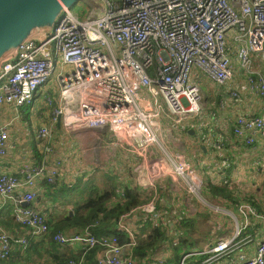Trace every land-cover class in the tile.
<instances>
[{
    "label": "built area",
    "instance_id": "obj_1",
    "mask_svg": "<svg viewBox=\"0 0 264 264\" xmlns=\"http://www.w3.org/2000/svg\"><path fill=\"white\" fill-rule=\"evenodd\" d=\"M101 2L103 9L94 7L83 20L64 8L53 27L24 40L0 65V108H13L15 120H26L38 92L41 88L45 91L43 100L50 124L40 126L35 139L47 154L54 151L50 142L51 126L55 125L69 134L88 129L105 131L139 157L154 147L162 149L157 119L164 107L177 124L200 110L202 90L194 82L196 73L224 87L238 68L246 77L249 91L264 99V0ZM255 55L259 59L255 60ZM58 64L64 72L57 71ZM66 67L71 68L68 74ZM55 74L57 101L47 93ZM229 95L240 100L242 93L234 89ZM233 135L247 147L264 140V110L258 116L238 117ZM9 142L10 123H0V158L7 156ZM169 160L171 181L183 184L199 197L203 181L181 155ZM62 166V160H57L49 167L29 164L16 174H0L3 204H13L15 223L29 228L31 235H45L50 229L45 216L30 206L39 194L38 181L57 186ZM164 172L160 165L145 178L144 187L152 188ZM116 199L123 201L124 193H118ZM143 210L149 220L156 223L160 219L153 202ZM242 212L264 220V215L250 206ZM118 228L127 232L128 243L122 244L117 236L96 237L89 231L70 235L58 232L53 240L61 246H82V254L68 264H84L85 255L97 247L102 249L98 264H139L136 234L122 222ZM239 234L240 230L235 238ZM234 242H216L202 252L183 256L179 264H187L194 256H208L207 264H264V241L253 255H234ZM15 244L27 248L28 236L18 237L0 229V264L10 258ZM154 264L169 262L159 259Z\"/></svg>",
    "mask_w": 264,
    "mask_h": 264
},
{
    "label": "crops",
    "instance_id": "obj_2",
    "mask_svg": "<svg viewBox=\"0 0 264 264\" xmlns=\"http://www.w3.org/2000/svg\"><path fill=\"white\" fill-rule=\"evenodd\" d=\"M35 36H38V32L32 34L31 38ZM237 70L233 80L224 87L196 73L194 82L202 90L199 112L185 116L180 124L174 123L168 116L161 121V116L157 125L163 148L154 147L144 157L137 156L105 131L88 129L69 134L61 125L51 126L53 136L50 146L54 151L47 154L36 141V134L35 143H31L25 131L27 127L32 128L29 120L46 117L41 126L50 124L43 89L38 92L34 107L27 110L26 120H15V111L11 107L0 108V123H10L9 150L6 157L0 158V174H16L29 164L49 167L57 160L63 162L58 185L51 187L39 180L36 187L38 197L30 204L45 216L50 227L48 234L31 235L29 228L15 223L13 204L9 201L3 204L0 198V229L29 238L27 248L15 244L10 258L1 264H58L57 260H53L55 254L81 255L80 244L61 246L57 253L52 252L49 248L51 225L67 217L77 204L83 202L82 192L88 195L84 187L88 181L92 186L108 190L109 186L104 188L97 182L102 174L115 182L117 193H124L126 187L136 188L146 205L153 202L160 214V219L155 223L149 220L142 207L118 222V231L128 236L127 232L118 228L122 222L128 231L136 234L138 243L149 236L156 224L166 231L165 241L155 252L143 261L136 258L139 264H154L159 259L170 260L169 264H179L183 256L177 258L171 254L172 248L167 250L174 246L171 245V237L172 230L176 229L187 237L176 247H189L191 243L197 245L196 250L188 254L202 252L219 241L235 239L234 255L239 252L253 255L259 243L264 241V220L251 214L244 215L242 209L250 206L258 214L264 215V140L254 147H247L233 135V126L240 116L262 114L264 99L249 91L246 77L243 74L240 76ZM234 89L241 90L240 100L231 99L229 91ZM47 93L58 100L57 82L48 86ZM143 96L147 100V95ZM164 110L167 113L165 107ZM174 155H181L203 181L201 198L189 193L183 184L171 181L168 164L169 158ZM160 165L165 172L159 175L152 188L146 189L145 178ZM151 166H155V170ZM78 170L79 174L76 175ZM82 176L87 178L84 177V183L80 184L81 178H75ZM88 177L91 179L88 180ZM117 201L115 199L113 202ZM239 230V237L235 238ZM99 250L96 260L95 254H89L84 264H98L96 261L102 255V250ZM208 258L194 256L187 260V264H207Z\"/></svg>",
    "mask_w": 264,
    "mask_h": 264
},
{
    "label": "trees",
    "instance_id": "obj_3",
    "mask_svg": "<svg viewBox=\"0 0 264 264\" xmlns=\"http://www.w3.org/2000/svg\"><path fill=\"white\" fill-rule=\"evenodd\" d=\"M103 176L109 182L108 190H102L96 186H92L93 184L91 182L86 183L84 187H86L88 195L85 194V191L82 192L83 202L77 204L67 217L51 225L49 248L52 252L57 253L58 248L63 247L53 240L58 232L70 235L75 232L89 231L96 237L117 236L122 244L129 242V237L118 231V222L122 216H127L134 210L146 205V201L142 199L136 188L128 189L126 187L124 189L123 201L113 202L118 195L117 186L108 176L104 174ZM86 196L87 198H85ZM112 202L114 203L113 205ZM165 239L166 234L162 229L153 226L149 236L145 240L140 241L135 248V257L139 261H143L150 253L155 252ZM99 249L101 248L97 247L89 251L85 257V261L86 258L88 260L89 254H95L96 260L97 254L100 251ZM76 257H71L67 253L65 255L55 254L53 260H57L58 264H68L70 260ZM169 262L171 261L169 260Z\"/></svg>",
    "mask_w": 264,
    "mask_h": 264
},
{
    "label": "water",
    "instance_id": "obj_4",
    "mask_svg": "<svg viewBox=\"0 0 264 264\" xmlns=\"http://www.w3.org/2000/svg\"><path fill=\"white\" fill-rule=\"evenodd\" d=\"M76 0H0V65L32 34L50 29ZM23 206H28L24 203Z\"/></svg>",
    "mask_w": 264,
    "mask_h": 264
},
{
    "label": "rangeland",
    "instance_id": "obj_5",
    "mask_svg": "<svg viewBox=\"0 0 264 264\" xmlns=\"http://www.w3.org/2000/svg\"><path fill=\"white\" fill-rule=\"evenodd\" d=\"M94 7H100V9H103V3L101 2V0H76L75 1V3L70 7V10L72 11V13L73 14H75V15H77L78 17H79V19L80 20H83V19H85L87 16H89L90 15V13L93 11V8ZM62 14V12L57 16V19L60 17V15ZM254 58H255V60L256 59H259V55H255L254 56ZM57 67H58V72H64V69H62L61 68V66H60V64H58L57 65ZM69 72H71V68L70 67H66L65 68V73L66 74H68ZM239 73V75L241 76L243 73L241 72V71H239L238 72ZM56 79H57V75L55 74L53 77H52V79H51V81H50V84H49V86L51 85V84H54L55 82H56ZM43 88H41L40 90H42ZM239 89H241V87L239 88ZM50 90V89H49ZM257 95V94H256ZM167 111V110H166ZM163 114H165V116L163 115ZM168 114V115H167ZM161 116H163L162 118H161V121L164 119V117L166 118V116H168L169 117V113H168V111H167V113L165 112V110L162 112V114H161ZM160 116V117H161ZM159 117V118H160ZM158 118V119H159ZM157 119V120H158ZM47 120V118L46 117H43V118H41V119H34V121L33 120H29V122L32 124V128H30V127H27L26 128V134H27V136H29L30 137V141H31V143H35V140H34V135H35V130H36V127H39V126H41V123L42 122H45ZM36 146V145H35ZM78 165H80V163H78ZM79 171L80 170H78L77 171V173H76V175H78L79 174ZM84 177L85 176H82V177H76L75 179L76 180H79L80 178H81V180L78 182V183H80V184H83L84 183ZM85 178H87V176L85 177ZM91 179V177H88V180H90ZM87 180V181H88ZM86 181V182H87ZM89 182V181H88ZM97 182L99 183V186H102V185H104V188L105 187H108V184H109V182H108V180L103 176V174L102 175H100V177H99V179L97 180ZM203 194V192L200 194V196H199V198H201L202 195ZM202 200H205L204 198H202ZM205 202V201H204ZM207 203V202H206ZM208 204V203H207ZM150 222V221H149ZM156 227H158V224H156L155 225ZM162 231L164 232V230L162 229ZM164 233H166V231L164 232ZM171 239H172V244L171 245H173L174 244V246H170L169 248H167V250L168 249H170V248H172V252H171V254L172 255H176L177 257H182V256H185V255H187L191 250H196L195 248H196V246L197 245H194L193 243H191V245L189 246V247H185V246H178V247H176L179 243H181L183 240H186L187 239V237L186 236H183L182 235V233L180 232V230H178V229H176V230H172V237H171Z\"/></svg>",
    "mask_w": 264,
    "mask_h": 264
}]
</instances>
